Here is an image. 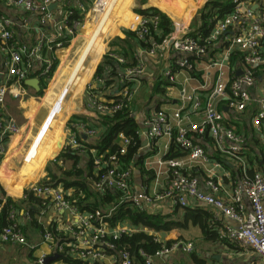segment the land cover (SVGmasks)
<instances>
[{"label":"built area","instance_id":"1","mask_svg":"<svg viewBox=\"0 0 264 264\" xmlns=\"http://www.w3.org/2000/svg\"><path fill=\"white\" fill-rule=\"evenodd\" d=\"M57 1L0 0V3L22 8L26 12L42 14L48 19L49 6ZM233 3L235 4L233 11L216 22L206 38H192L186 33L180 36L172 47L173 51L182 54L177 61L180 67H190L189 60L192 57L200 59L208 57L211 50L218 52L217 57L209 61L210 67L216 70L211 92L203 102L195 97H187L193 109L199 111L200 120L190 122L186 126L189 117L183 112L176 111L170 115L159 110L144 122L145 129L138 133L139 137L144 136L151 142L166 135L184 155L158 162L167 168L168 182L165 188L151 193L145 189L136 191L132 188L130 170L119 168V156L126 153L131 139L119 135L121 144L117 152L107 157L93 158V191L100 195L106 192L119 194L118 203L109 210L80 211L77 203L71 200L73 194L71 189L65 191L57 186L35 184L26 191L39 199L42 212L50 206L63 216L51 229L42 231L41 243L46 250L40 251L33 264H44L46 258L54 254H58L59 257L50 264H154L155 260L178 252L189 255L194 251L193 242L174 241L165 244L160 242L155 233L145 231L141 226L131 228L125 221H118L111 226L107 221L117 205L123 202H130L137 209L147 211L150 207H160L164 203L171 207L187 208L189 199L205 205L214 218L223 217L232 222L219 229V237L253 250L264 263V174L257 161L255 163L248 159L245 137L236 132L233 121L225 120L224 113L218 105L223 102L237 118L248 110L251 90L257 84L260 85L261 93L254 100L256 110L251 124L260 141L264 143V12H255L250 7L249 0H233ZM72 14L73 12L69 15ZM135 19L136 24L131 31L135 33L138 41L147 42L146 36L149 32L158 30L159 16L152 13L140 14L136 15ZM244 21H247V30L244 28L242 33L232 37L227 35L233 25L242 24ZM72 24L66 28V35L71 38L80 26L78 21H73ZM168 36L161 44L151 43L146 52L152 55L166 50ZM0 42L6 67L5 71H0L2 109L9 98L17 100L25 96L23 88L25 80L29 78L30 60L37 58L40 47L16 45L11 23L2 16ZM62 46L61 42L56 44L57 48ZM113 57L119 64L124 63L122 58ZM23 62L26 63L25 68L24 65L22 67ZM50 67L51 63L45 62L41 71L42 78L46 76ZM236 70H240L241 73L237 75ZM142 74L143 66L140 63L125 68L119 74L123 85L120 98L116 101H102L97 98L94 91H89L87 107L104 115L131 106L137 92L133 84ZM165 76L169 82L174 81L171 72L167 71ZM99 82L103 83L101 79ZM80 128L87 135L93 133L85 126L80 125ZM18 131L19 127L11 117L0 116V164L6 155L8 138ZM202 137H208L212 142L210 155L197 141V138ZM64 148L71 152H80L84 149L75 134L68 136ZM224 160L232 163L237 176L230 188H225L224 195L217 196L216 194L223 188L217 171L224 167ZM196 167L203 169L202 178L188 173ZM24 220H31L29 210L22 209L19 212L16 209L11 210L8 214V224L0 230V243L27 247L28 242L22 230ZM139 232L151 235L153 241L161 247L152 254L140 248L137 250L139 257H134L127 248L117 245L123 234L129 236Z\"/></svg>","mask_w":264,"mask_h":264},{"label":"crops","instance_id":"2","mask_svg":"<svg viewBox=\"0 0 264 264\" xmlns=\"http://www.w3.org/2000/svg\"><path fill=\"white\" fill-rule=\"evenodd\" d=\"M92 2L93 0H58L55 3V6L49 9L48 15H50V17L48 19L42 14L26 12L22 8L7 6L0 3V16L7 18L10 21L14 43L16 45H26L30 48H35L37 46L40 47V52L37 58L30 60L31 68L28 72V79H38L40 86L42 78L41 71L45 62H51L52 59L57 57V54L60 55L61 63L55 76L51 80L48 91L42 102L47 103L48 99L54 98L57 103V100L62 96L63 100L61 99V102L57 107H55L56 104L53 108L50 106V109L56 111V109L63 105V102L66 97H68L72 84L75 83L76 79H78V82L80 83L79 87L74 91V95L73 92L70 93L72 98L71 105L69 104L68 112L57 131L53 145L51 144L52 147L50 145L51 149L49 147V151L47 149L48 143L43 144L36 138L37 135H40L41 138L46 141L44 138L47 135L44 128L46 124H44L45 120H43V117L38 116L39 122L36 121L37 124L35 125L36 133L35 131L34 133L27 131L25 125L21 131V128L19 127L18 133L8 138V141L6 142L7 155H5L0 164V187L8 197L15 201L25 199L24 194L30 187L47 179V168L53 171L52 165L54 159L61 150L64 149V144L70 134H75L83 142L84 149L82 151L71 152L69 150L72 154L75 153V155H77V167L86 172L91 170L94 174L93 167L90 169L88 163L90 159L97 156V152L95 149L90 148V146L99 139L104 131V128L100 124V116L103 115L90 110L87 107L86 101L89 91H94L99 100H111H106V98L103 97L104 93H109V90L104 88V81H106L107 75L111 72L110 68L106 67L104 69L102 75L103 78H93L94 72L105 54L110 53V57L118 66L117 83L111 85V87L119 96L122 92L121 89H123L119 74L125 68L131 67V65L135 66L140 63L143 66L142 76L133 84V86L137 88V92L131 110L134 119L139 124L140 131L145 129L144 122L159 110L165 111L170 115L176 111L183 112V114H186L189 117L188 121L185 123L186 126H188L190 122L199 121L201 117L200 113L193 109L192 104L190 100H187V97H195L199 99L200 102H203L214 86L216 70L210 67L209 61L217 57L218 52L216 50H211L208 57L200 59H194L193 57L190 58V67H180L177 65V61L181 58L182 54L173 50H164L163 52H157L152 55L148 54L145 47H143L137 40L135 41L130 37H126V34L124 33V31L132 32L131 28L136 24V15L143 14L141 11L148 10L149 8H155L171 20L173 26L172 32L177 34L182 28L184 32L180 36H184L186 33H189L191 30L199 26L198 24L194 26L195 17L198 11L204 6L206 0H133L132 3L134 2L135 9L134 12H132V15L130 17L128 16L130 2L126 8H123L119 12V14L114 15L115 19H113V22L107 26L106 35H103V39L101 40H99V38L97 39V36L109 23L108 20H105L101 25L107 10L99 20H97L95 16L97 12L93 10L88 14V20L74 43L68 49H64L65 47L63 46L57 48L56 44L60 42L63 44L65 39L69 37L66 35L67 25H71L73 21H76L72 19L70 20L71 16L69 14L76 11L81 16ZM101 2L102 0L98 2V4ZM249 4L255 12H264V0H249ZM97 7H94V9ZM80 8L84 9V11H81ZM113 9L114 8H112L105 19L108 17L110 19ZM189 11L190 13H188ZM149 13L150 12L147 14ZM122 24H127V27L121 28L120 25ZM182 26H184V28ZM80 27L81 24L76 30L78 31ZM244 28L245 30L248 29L247 21H244L242 24L233 25L227 35L232 37L240 34L244 31ZM113 35L115 36L109 41L105 48L104 40L109 39ZM104 37H106V39H104ZM116 38H120L124 41L113 45ZM90 47L91 50L88 51ZM85 49L86 51L84 52ZM70 55H73L71 60H69ZM113 56L122 58L124 63L119 64ZM3 57L4 54L0 42V71L2 72L6 69L4 65L5 58ZM87 57H89V61L85 65ZM75 61H77V63ZM126 64L130 65L124 66ZM25 65L26 63L23 62L22 67L25 68ZM167 71L171 72L174 76L173 82L167 80L165 76ZM237 71L239 70H236L235 72L237 73ZM71 78L72 81L68 89L65 91ZM100 79L103 80V83L99 82ZM0 82H2L1 79ZM90 88L92 89L90 90ZM260 88L261 86L258 84L256 87L254 86L251 90V102L248 110L237 118L225 107L223 102L218 104L224 113L225 120L233 121L236 132L245 137L248 148V159L255 163L261 159L258 155V150L264 147V143L260 141L258 133L255 132L251 124V119L256 110V102L254 100L260 95ZM23 90L25 96L17 100L9 98L5 106L2 109L0 108V116L3 115L13 119V113L10 111L12 107L22 109L20 105H31V101L34 100L33 96H38L37 92L28 86L24 87ZM63 92L64 94L62 95ZM80 92L82 94V99L81 96L79 97ZM78 100H80V102L76 104L75 102ZM76 109H80L79 112L71 114V112ZM13 112L15 111L13 110ZM71 117H75V121H73L71 126L68 127V121ZM80 125L85 126L86 129L93 133L87 135L86 132L80 128ZM46 127H48V125ZM24 129L27 131L26 134L23 133L25 131ZM139 138L140 146L135 157L136 161L130 166V184L136 191L142 189H145L150 193L154 190L161 191L165 188L168 182L166 173L167 168L164 165H160L158 162L169 158L168 155L170 154L173 144L170 138L166 135L160 137L155 142L147 140L144 136H140ZM27 139L29 140V144L27 145L26 151L23 152L22 148L20 155L17 158H14V154L18 153L20 145L26 142ZM58 139V145H55V156L49 158V155L54 148L53 146ZM197 141L201 144L208 155H210V149L212 146L211 140L208 137H202L197 138ZM117 144H121L120 137L117 139ZM174 152H177L178 156L173 158L184 156L179 150L175 149ZM24 153L25 156H28L25 160L23 157ZM38 155L39 157L36 159ZM253 159L258 161H253ZM59 165L67 169L71 166V163L70 161L64 163L59 162ZM258 165L262 174H264V163L259 162ZM188 173L199 178L204 176L201 167H196ZM217 176L218 178H221L223 188L216 195L222 196L224 195L223 191L225 188H230L232 182L236 179L237 173L232 163L228 160H224V167L217 171ZM29 184L33 185L26 189ZM57 187L62 189L61 185H57ZM188 204L189 206L187 208L203 209L210 214V217L212 218L211 222H209L210 231L217 235L216 240H206L200 228L191 224H188L184 229L175 228L168 232H156L153 229L142 227L143 229L147 228L151 230L148 232L155 233L160 242L165 244L174 241L194 243V251L191 254L188 255L178 252L164 257L161 260H155L154 264H198L194 262V258L202 261V264H264L253 250L219 237V229L232 222H229V220H226L223 217L214 218L213 214L205 205L197 203L192 199H189ZM184 209L185 208L171 207L168 203H164L160 207L148 208L147 212L150 214L170 215L177 211L176 215L171 216L173 219L180 220L184 215ZM38 212V214L31 216L30 221L24 220L22 230L28 242L27 247L0 243V264H33L35 257L40 251L46 250L45 246L41 243V233L44 229H51L55 222L58 219L63 218V216L50 206L46 207L43 212L42 209ZM32 219L42 227V231L37 229L39 228L38 226L31 223ZM125 224L131 228L137 227L128 221H125ZM27 225H31L34 228L29 230Z\"/></svg>","mask_w":264,"mask_h":264},{"label":"trees","instance_id":"3","mask_svg":"<svg viewBox=\"0 0 264 264\" xmlns=\"http://www.w3.org/2000/svg\"><path fill=\"white\" fill-rule=\"evenodd\" d=\"M234 6L235 4L233 3V0H206L204 6L198 11L195 17L194 26L197 24L199 26L191 30L188 35L192 38H206L213 29L215 23L222 19L225 15L231 13L234 9ZM141 12L143 14L150 12L159 16L158 30L156 32H149V34L146 36L147 42L138 41L135 33L130 31H124L126 37H130L135 41L137 40L143 47L148 49L151 46V43L161 44L169 34H174V32H172L173 26L171 20L157 9L149 8L148 10ZM188 13H190V11ZM71 19L78 21L79 24L82 23V15L80 16L76 11L73 12L72 16L70 17V20ZM71 40V37L66 38L63 43V47H67ZM123 41L124 40H121L120 38H116L113 42V45ZM53 60L55 59H52V64L48 73L44 78H41L40 90L37 92L38 95L43 94V90L47 87V83L49 80H51L57 68L58 63L57 61ZM127 65L130 64H126L124 66ZM106 67L110 68L111 70L109 75H107L106 81H104V88L109 90V93H104L103 97L106 98V100L111 99L112 101H116L120 98V96L115 92L111 85L117 83L118 66L110 57V53H107L103 56L101 63L97 66L94 72L93 78H103L102 75ZM24 87L27 86L24 85ZM131 110L132 105L115 113H105L103 116H100V124L104 128V131L99 139L90 146V148L96 150L97 156L107 157L109 154L117 152L119 148V145L117 144L119 135L129 137L131 139V143L127 147L126 153L122 156H119V168L129 170L131 164L136 161L135 157L140 146V138L138 134L140 128L139 124L134 119ZM74 119L75 117L70 118L68 121V127L71 126L73 121H75ZM175 149L178 150L175 145H172L170 154L168 155L169 158L167 159L178 156V153L174 152ZM258 151V155L261 157V159H259L260 161H253H258V164L259 162L264 163V147L260 148ZM69 161L71 166L67 169L59 165V162L64 163ZM77 164V155H75V153L72 154L67 148H64L54 159L52 165L53 171L47 168V179L39 182V184L49 185L52 187L61 185L65 191L69 189L73 190L71 200L75 201L80 211L83 212L109 210L112 206L116 205L118 203L119 194L116 192H106L102 195L95 193L93 191L94 174L91 172V170L86 172L85 170L79 169ZM88 164L90 165L91 169L93 167V159H90ZM4 195V191L0 187V230L8 224V214L11 210L16 209L18 212L21 209L29 210L30 215L33 216L34 214H38V211L42 208L39 199L36 198L31 192H26L25 199L21 201H15L8 196H5L4 198ZM176 213L177 211L170 215L150 214L147 211H141L137 209L130 202H123L117 205L113 215L107 221L111 226H113L118 221H128L134 226L147 227L155 230L156 232H168L175 228L184 229L188 226V224H191L200 228L206 240H216L217 235L210 231L209 222H211L212 218L208 212L198 208H185L184 215L180 220L172 218V216L176 215ZM31 223L38 226L40 231H42V227L39 226L33 219ZM117 245L121 248H127L131 253V256L134 257H139L137 250L140 248L146 251L148 254H152L157 249H159V247H161V245L153 241V237L151 235L143 232L134 233L129 236L123 234L117 242ZM194 262L202 264V261H199L195 258Z\"/></svg>","mask_w":264,"mask_h":264},{"label":"rangeland","instance_id":"4","mask_svg":"<svg viewBox=\"0 0 264 264\" xmlns=\"http://www.w3.org/2000/svg\"><path fill=\"white\" fill-rule=\"evenodd\" d=\"M97 0H93V2L92 3H90L89 4V6L87 7V9L85 10V12L82 14V23H81V27L79 28V30L76 32V33H74V36L72 37V40H71V42L69 43V45L67 46V47H65L64 49H68L73 43H74V41L76 40V38L78 37V35L82 32V29H83V27H84V25L86 24V22H87V20H88V14L91 12V11H93V10H95V12H97L96 14H95V16H96V19L97 20H99L101 17H102V15L106 12V10L108 9V7L112 4V0H102V2L101 3H99L98 4V7L97 8H95L94 9V4H95V2H96ZM117 1V0H116ZM115 1V2H116ZM125 1H129V0H119V1H117L116 2V4H115V2H114V4H115V7H114V4H113V6H112V8H114L113 9V11H112V15H111V17H110V19H109V17L106 19V20H108V24L106 25V27L104 28V26H103V31L102 32H100V34H98V36H97V39L99 38V40H101V39H103V35L105 36L106 35V29H107V26L109 25V24H111L112 22H113V19H115V14H119V12L123 9V8H126L128 5H129V3H130V6L128 7V10H129V13H128V16L130 17L131 15H132V12H134V9H135V6H134V2L132 3V1L130 0L129 2H125ZM112 8L110 9V11L112 10ZM98 9V10H97ZM127 16V17H128ZM129 20V19H128ZM127 24H122V25H120V27L121 28H123V27H127L126 26ZM119 27V28H120ZM119 30V29H118ZM119 32V31H118ZM105 33V34H104ZM117 34V33H116ZM115 34V35H116ZM115 35H113L112 37H110L109 39H107V40H104V44H105V48L107 47V44L109 43V41L115 36ZM107 37V36H106ZM106 37H104V39H106ZM61 48V47H60ZM86 49H87V46H86ZM86 49L84 50V52L86 51ZM63 50V49H62ZM91 50V47L88 49V51H90ZM83 52V53H84ZM58 53H59V51H58ZM57 57H55V60H53V61H57V63H58V65H57V68H56V70H55V72H54V74H53V76H52V78L55 76V73H56V71H57V69H58V67H59V65H60V63H61V58H60V55H56ZM71 57V58H70ZM70 57H69V60H71L72 58H73V55L71 56L70 55ZM77 60V59H76ZM79 61V60H78ZM88 61H89V57H87V60H86V62H85V65L88 63ZM76 63H77V61H75ZM51 64H52V62H51ZM52 78H51V80H52ZM51 80H49V82L47 83V87L43 90V94L42 95H38V96H35L34 94V100L33 101H31V105H27V104H25V105H20L21 106V108L22 109H16V108H13L12 107V109L10 110L11 111V113H13V116H14V118H13V120L15 121V123H16V125L18 126V127H20L21 129H20V131L22 130V128L25 126V129L27 130V131H30L31 133H34V131H35V133H36V130H35V125L37 124V122L36 121H38V116L39 117H43V120H45L44 121V124H46L45 126H44V128H45V131H46V136L44 137L45 139H46V141L45 140H43L42 138H41V136L40 135H37L36 136V138L38 139V141L39 142H41V143H45V144H47L48 143V145L50 144V142L52 141V140H54V139H56V134H57V131H58V129H59V127H60V125H61V123H62V121L64 120V118H65V116H66V114H67V112H68V107L71 105V100H72V98H71V95H70V93H72L73 92V95H74V91L79 87V82H78V79H76V81H75V83H73L72 84V87H71V90H70V93H69V95H68V97H66V101L64 100V102H63V105H61L58 109H56V111H53L52 109H50V106H51V108H53V106H55V104H56V99H54V98H51V99H48V102L47 103H43L42 101H43V99H44V96H45V94H46V92L48 91V87L50 86V83H51ZM82 94H83V91H82ZM82 94H81V92H80V94H79V97L81 96V99H82ZM80 99V98H79ZM80 102V100H78V101H76L75 103L77 104V103H79ZM70 104V105H69ZM41 105V106H40ZM58 106V105H57ZM56 106V107H57ZM24 109V110H23ZM13 110L15 111V112H13ZM80 110V109H79ZM79 110H75V111H73V112H71V114L72 113H74V112H79ZM45 118V119H44ZM42 121V120H41ZM39 122V121H38ZM33 124V125H32ZM48 125V127H46ZM24 129V130H25ZM24 131L23 133H27V131ZM17 137V136H16ZM62 138V137H61ZM61 141H62V139H61ZM29 144V140L27 139V141L26 142H24L22 145H20V147H19V151H18V153H15L14 154V158H17L19 155H20V152H22V150H23V152L24 151H26V148H27V145ZM58 145V144H57ZM56 145V146H57ZM23 148V149H22ZM22 149V150H21ZM21 150V151H20ZM23 157H24V160L25 159H27V157L28 156H25V153H24V155H23ZM39 157V155L36 157V159ZM14 161H16V160H14ZM32 184H29L28 186H31ZM5 195L3 196L4 198H5V196H7L6 195V193H4ZM28 226V229L30 230V229H33L34 227L33 226H31V225H27ZM37 229H39V228H37Z\"/></svg>","mask_w":264,"mask_h":264},{"label":"bare ground","instance_id":"5","mask_svg":"<svg viewBox=\"0 0 264 264\" xmlns=\"http://www.w3.org/2000/svg\"><path fill=\"white\" fill-rule=\"evenodd\" d=\"M101 0H97L96 2H95V4H94V7H97V4H98V2H100ZM116 0H113V1H111L112 2V4L110 5V7H109V9H107V12L105 13V15H104V17H103V21L101 22V25L103 24V22H105V18L108 16V14H109V12H110V9L112 8V6H113V4H114V2H115ZM183 28H184V26H182ZM184 31H183V29L181 28V30H180V32L179 33H174V34H169V36H168V39H167V48H166V50H172V47L175 45V43H176V41L178 40V38L180 37V35L183 33ZM73 41V40H72ZM75 73V72H74ZM74 77V76H73ZM72 77V78H73ZM72 78H71V80L69 81V83L67 84V86H66V88H65V91L68 89V87H69V85H70V83H71V81H72ZM64 91V92H65ZM64 92L62 93V95L64 94ZM60 97V96H59ZM61 99H62V96H61V98H59L58 100H57V103H56V106L57 105H59L60 104V102H61ZM63 100V99H62ZM55 106V107H56ZM54 141H55V139L54 140H52L51 142H50V144L47 146V149H48V151H49V147H50V145L52 144L53 145V143H54ZM59 141V139L55 142V144H54V148H53V150L51 151L52 153L49 155V158H51V157H53V156H55V145L57 144V142ZM52 145H51V147H52ZM51 147H50V149H51ZM6 155H7V150H6ZM33 185V184H32ZM31 185V186H32ZM30 186H27L26 187V189H28ZM144 230H146V231H151V230H148L147 228H145Z\"/></svg>","mask_w":264,"mask_h":264},{"label":"water","instance_id":"6","mask_svg":"<svg viewBox=\"0 0 264 264\" xmlns=\"http://www.w3.org/2000/svg\"><path fill=\"white\" fill-rule=\"evenodd\" d=\"M55 6V4H52L51 6H49L50 8H53ZM241 73V71H237V75H239ZM24 84L30 88H32L33 90H35L36 92H39L40 90V86H39V80L36 78H30L25 80ZM58 254H54L52 256H49L46 258L45 263L44 264H50L53 261H56L58 259Z\"/></svg>","mask_w":264,"mask_h":264}]
</instances>
